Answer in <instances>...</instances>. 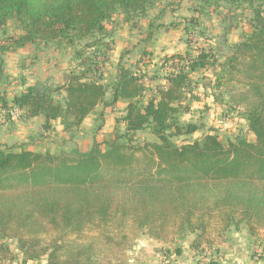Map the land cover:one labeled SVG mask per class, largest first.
I'll return each mask as SVG.
<instances>
[{
    "label": "trees",
    "instance_id": "1",
    "mask_svg": "<svg viewBox=\"0 0 264 264\" xmlns=\"http://www.w3.org/2000/svg\"><path fill=\"white\" fill-rule=\"evenodd\" d=\"M157 1L0 0V32L11 20L21 30L0 42V62L37 41L78 43L63 84L1 98L0 112L16 111L23 123L58 121L74 134L98 107L126 104L123 134L87 152L0 146V264H131L128 253L143 235L168 245L193 236L196 252L231 229L264 241V0H204L253 10L251 31L224 59L212 47L166 55L153 75L120 67L106 85L99 73L113 37L106 25L122 15L137 26ZM203 73L212 75L208 84ZM201 82L245 120L252 139L223 140L211 129L193 137L203 126L182 118L200 100ZM144 131L155 140L138 141Z\"/></svg>",
    "mask_w": 264,
    "mask_h": 264
},
{
    "label": "rangeland",
    "instance_id": "2",
    "mask_svg": "<svg viewBox=\"0 0 264 264\" xmlns=\"http://www.w3.org/2000/svg\"><path fill=\"white\" fill-rule=\"evenodd\" d=\"M252 11L247 5L236 7L226 3L209 4L204 0H159L145 18L136 21L137 26L127 23L122 15H115L111 23L106 25L107 30L113 32V37L107 41L110 50L102 52L99 59V73L103 75L108 86L115 82L120 67L144 72L147 70L153 75L160 69L165 54L174 51L184 42H190L192 50L212 47L218 56H226L232 46L240 41L241 35L251 31ZM20 35L21 30L16 21L11 20L0 32V42ZM76 46L78 43L70 45L66 41H37L16 54H6L0 62V91L10 89L12 95L16 92L14 77H6V62L9 65V74L18 75L22 68V74L27 80H43L49 76L57 77L55 80L59 84L55 85L62 84L64 73L76 65L73 60ZM203 100V104L196 106L194 112L184 120L185 123L192 122L203 126L202 132L196 133L194 138H200L210 129L223 140L234 139L238 135L247 139L253 138L245 120L236 111L214 105L207 93ZM122 113V102L113 108L100 106L78 133L62 134L56 126L47 130L39 149L54 154L74 149L87 152L92 149L94 142L110 140L123 134L124 126L119 122ZM5 115L8 114L3 110L1 122L6 118ZM10 116L17 118L16 115ZM7 131L6 128H1L0 135L6 136L10 133ZM2 140L0 137V142ZM137 140L154 141L155 137L149 131H144L137 133ZM139 239L137 248L128 253L131 264H264V241L260 238L251 240L245 228L231 229L223 237H217L212 246L198 252L191 249L193 236H188L177 245L149 241L144 235ZM176 246L181 248V255L177 256ZM11 247L19 254L14 243ZM44 263L45 260L32 261L29 264Z\"/></svg>",
    "mask_w": 264,
    "mask_h": 264
},
{
    "label": "crops",
    "instance_id": "3",
    "mask_svg": "<svg viewBox=\"0 0 264 264\" xmlns=\"http://www.w3.org/2000/svg\"><path fill=\"white\" fill-rule=\"evenodd\" d=\"M191 49H192V46H191ZM19 51H21V49L15 51V54L18 53ZM187 51L192 52V54H196L197 53L195 49L190 50L188 48V43L184 42L183 44H180V46L177 49H175L174 51H170L169 53H167L165 55H169L170 56V55H173V54H185ZM22 57L23 56H21V58ZM218 57L220 59H224L223 56L222 57L218 56ZM8 67H9V65L6 62V66L4 67V70L7 72L6 77H8L9 75L14 77V79H15L14 80V86H15V84H17L16 87H15V91L16 92H14V95H12V93L9 92L10 89H5L3 91H0V94H1L0 99L1 98L2 99L6 98L8 101H12L14 96L21 94L29 86H34V85H37V84H45V83L46 84H51V85L59 84L55 80V79H57V77L56 78H54V77L52 78V77H49V76L44 77L43 80H39L38 79L37 81L36 80L35 81H30L29 79L27 80V78L22 74V68H20L21 72H19L18 75H16V74H9ZM68 72L69 71H66L64 73V75H63L64 82H65V80L67 78ZM15 76H17V77H15ZM18 77H19V80H18ZM211 77H212L211 73H203V74L200 75L201 81L204 79L206 84L209 83V78L211 79ZM195 79H197V77H195ZM205 93H207L208 97H210L212 103L214 105H217L214 102V98L211 95V91L207 90L204 87L203 83L201 82V84L199 85V88L196 90V95L200 98V100L193 103V111L190 114H192L194 112L196 106H198L200 104H203L202 102L204 101L203 99L205 98ZM122 105H123V111H124V108H125L126 104L122 102ZM217 109H220V108H217ZM2 112H3V110H2ZM2 112H0V122H1V119H2ZM123 114H124V112L121 115L123 116ZM190 114H188V115H190ZM188 115H186V116H188ZM5 116H6V118L0 123V129L1 128L2 129L6 128V130H8L7 132H10V133H8L6 136L4 134L0 135V137H2V139H3L2 140L3 142H0L1 146L2 145L19 146V148H25V149H28V150H34V151H40V152H50V151H46V150L41 151L39 149V148L42 147L40 144H41V141L44 138V135H46L45 132L47 130H49V129L51 130V128L56 126L58 128V130L62 132V134H71V133L64 132L62 126L60 125V123L58 121H54V122H52V123H50L48 125L47 122L45 121V119L40 117V118H36V119H34V120H32V121H30L28 123H23V122L20 121L18 115H16L17 118H12L9 115H5ZM186 116H184L182 118L183 121L186 119L185 118ZM87 119H89V117ZM86 120H85V122H86ZM85 122L83 123V125L85 124ZM83 125H82L81 129L83 128ZM47 126H49V127H47ZM81 129H80V131H81ZM78 132H76V133H78ZM148 239H149V241H153L150 238H148ZM139 240L137 241L136 246L132 250H135L137 248V246L139 244ZM140 244L142 246H144V244L142 242Z\"/></svg>",
    "mask_w": 264,
    "mask_h": 264
},
{
    "label": "built area",
    "instance_id": "4",
    "mask_svg": "<svg viewBox=\"0 0 264 264\" xmlns=\"http://www.w3.org/2000/svg\"><path fill=\"white\" fill-rule=\"evenodd\" d=\"M11 115H17L16 111L15 112H12Z\"/></svg>",
    "mask_w": 264,
    "mask_h": 264
}]
</instances>
